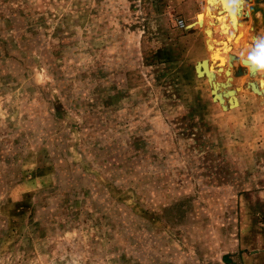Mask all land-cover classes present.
Returning <instances> with one entry per match:
<instances>
[{
    "label": "rangeland",
    "instance_id": "rangeland-1",
    "mask_svg": "<svg viewBox=\"0 0 264 264\" xmlns=\"http://www.w3.org/2000/svg\"><path fill=\"white\" fill-rule=\"evenodd\" d=\"M183 1L0 0V264H264V72Z\"/></svg>",
    "mask_w": 264,
    "mask_h": 264
},
{
    "label": "bare ground",
    "instance_id": "bare-ground-1",
    "mask_svg": "<svg viewBox=\"0 0 264 264\" xmlns=\"http://www.w3.org/2000/svg\"><path fill=\"white\" fill-rule=\"evenodd\" d=\"M245 1V0H244ZM217 2V4L219 5V7H221L222 11L216 15V24H221V27L225 30L226 33V39L228 42H232L233 37L235 36V34L237 32H240L243 28V18L245 16V9L242 6L241 8H238L236 10L233 9L232 5L236 2V0H210L209 4L212 6V4H215ZM213 7V6H212ZM209 29H211L212 31L209 30V37L207 38L206 42H207V47L210 50H217V45L220 44V42H218L217 40H215L214 36H215V32L214 29L212 27H208ZM205 34L206 33V28H205ZM231 44V43H230ZM231 47V46H230ZM230 56V55H229ZM233 56H230V60H233L232 58ZM247 60V59H245ZM235 61V60H234ZM241 62V61H240ZM226 61L224 59L221 60V64H225ZM239 63V62H238ZM241 66L238 68V70H241V74L240 75H246L249 73V68L250 65H243L240 64ZM200 68V67H199ZM203 68V73H206L209 75L210 78L213 77L210 69H209V64L208 61L206 60L205 64L202 66ZM201 70V69H200ZM237 70V71H238ZM238 74V72H237ZM212 80V79H211ZM227 81H229V79H227ZM228 84V83H227ZM253 85H255V83H252ZM220 86V85H218ZM225 88V86H224ZM258 89V88H255ZM227 95H230V91L226 93ZM230 104L232 107V99H234L235 95H230ZM233 108V107H232Z\"/></svg>",
    "mask_w": 264,
    "mask_h": 264
},
{
    "label": "crops",
    "instance_id": "crops-1",
    "mask_svg": "<svg viewBox=\"0 0 264 264\" xmlns=\"http://www.w3.org/2000/svg\"><path fill=\"white\" fill-rule=\"evenodd\" d=\"M184 7H185V9H195L194 11V13H198V14H196V18L198 17V18H202V14H203V12H204V10H205V0H204V2H199L198 0H184L183 1V4H182ZM182 5L180 6V9H181V7H182ZM242 22H243V24H244V29L243 30H241L240 32H237L236 34H235V36L233 37V40H232V43H231V47H232V53H231V56H233L232 58L234 59V60H237V58L236 57H240L241 56V58H240V60L241 59H244V58H246L250 53H252L253 54V52H249V46L248 45H246L245 43H246V40H245V37H246V33H247V31H246V29L248 30L249 28H246V23L247 22H245V21H243L242 20ZM204 27V26H203ZM203 27H199V28H201V29H203V31H204V33H205V28H203ZM250 30V29H249ZM248 36H249V34H248ZM250 37V36H249ZM205 38H206V40H207V34H205ZM251 38V37H250ZM252 40V39H251ZM247 47V48H246ZM245 48V49H244ZM206 49H207V51H208V47H207V42H206ZM244 52V53H243ZM208 54H209V51H208ZM242 54V55H241ZM240 60L238 61L239 63H238V65H236V67H235V63H236V61H234L235 63H234V67H235V69L237 70V68H239L241 65H240ZM228 70H230L231 72H232V70H233V68L232 69H230L228 66H225V70L223 71V72H225V75H226V78L225 79H227V77H229V76H227V73H226V71L228 72ZM229 71V72H230ZM230 72V73H231ZM236 72V71H235ZM239 89H241L240 87H238V91H239Z\"/></svg>",
    "mask_w": 264,
    "mask_h": 264
},
{
    "label": "clouds",
    "instance_id": "clouds-1",
    "mask_svg": "<svg viewBox=\"0 0 264 264\" xmlns=\"http://www.w3.org/2000/svg\"><path fill=\"white\" fill-rule=\"evenodd\" d=\"M244 4V0H236L232 5L233 9L236 10L241 8ZM250 63V71L256 70L264 72V36H258L254 43L253 54L246 57Z\"/></svg>",
    "mask_w": 264,
    "mask_h": 264
},
{
    "label": "water",
    "instance_id": "water-1",
    "mask_svg": "<svg viewBox=\"0 0 264 264\" xmlns=\"http://www.w3.org/2000/svg\"><path fill=\"white\" fill-rule=\"evenodd\" d=\"M205 62H206V60H203V61L197 63V65H196V67H195L196 74H197V76L206 77V78H208V79H211V78L209 77L208 74H206V73L203 74V72H201V71L199 70V67H200V66H203V65L205 64ZM241 63H242L243 65H244V64H245V65H250V63H249L247 60H245V59H241ZM250 67H251V66H250ZM237 72H238V74H241V73H242L240 69H239ZM250 72H251V73H256L257 71H256V70H252V71H250ZM249 87H250L251 91H252L253 93L257 94V95L264 94V89H263L262 91H257L252 83L249 84ZM234 103H235V105H237L236 101H235ZM230 106H231V104H230Z\"/></svg>",
    "mask_w": 264,
    "mask_h": 264
},
{
    "label": "built area",
    "instance_id": "built-area-1",
    "mask_svg": "<svg viewBox=\"0 0 264 264\" xmlns=\"http://www.w3.org/2000/svg\"><path fill=\"white\" fill-rule=\"evenodd\" d=\"M176 24H177V26L179 27V28H183L185 25H184V22L182 21V20H177V22H176Z\"/></svg>",
    "mask_w": 264,
    "mask_h": 264
}]
</instances>
